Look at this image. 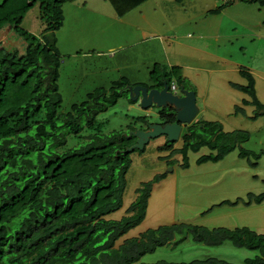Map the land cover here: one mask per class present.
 <instances>
[{"label":"rangeland","instance_id":"1","mask_svg":"<svg viewBox=\"0 0 264 264\" xmlns=\"http://www.w3.org/2000/svg\"><path fill=\"white\" fill-rule=\"evenodd\" d=\"M231 1L148 0L123 17L107 0H79L64 6L65 24L56 33L64 113L71 111L73 105L88 101V96L100 88L111 90L120 83L127 87L152 86L157 64L168 70L177 65L184 67L188 77L186 89L197 94L202 111L197 119L221 126L213 131L207 125V131L204 128L198 132L213 139L222 129L228 135L239 134L242 142L221 162H208L202 167L197 165V159L216 155L217 151L212 152L209 146L199 153L190 151V166L185 168L181 166L182 141L173 150H160L165 144L164 136L152 140L144 151L132 153L124 207L112 213L110 219L124 217L138 197L137 190L146 183L164 174L165 178L156 185L152 183L147 218L125 238L140 237L163 224L183 227V233L192 226L201 233L206 229L248 228L264 235V203L247 204L248 193L264 192V111L247 106L244 100L251 102L252 97L240 91L250 83L246 74L240 72L253 70L257 97L264 104V8L259 3L236 2L225 9L226 14L225 10L216 15L210 13ZM4 2L0 0V4ZM39 14L38 3L28 11L21 26L42 38L46 33ZM4 29L0 30L1 47L6 51L18 49L23 55L25 41L15 31ZM159 111L154 107L143 109L125 92L97 120L106 134L126 130L130 139L133 129L142 127L139 116L158 123ZM238 200L241 203L235 204ZM178 242L177 248L168 243L141 261L187 263L214 257L242 264L246 257L260 255L258 251L239 249L230 241L221 247H208L194 242L188 233L180 236Z\"/></svg>","mask_w":264,"mask_h":264},{"label":"trees","instance_id":"2","mask_svg":"<svg viewBox=\"0 0 264 264\" xmlns=\"http://www.w3.org/2000/svg\"><path fill=\"white\" fill-rule=\"evenodd\" d=\"M77 1L5 0L0 4V30L8 27L26 43L23 55L18 49L6 51L0 43V264H148L141 261L143 257L168 243L179 245L174 237L186 233L193 236L194 242L207 246L220 247L230 241L239 249L258 251L257 258L244 264H264V235L248 228H205L201 233L198 227L187 226L183 233V227L169 225L148 230L140 237L125 238L144 222L152 183L156 185L165 174L137 190L138 197L124 217L109 218L124 207L130 156L139 151L127 153L136 138L128 139L126 130L108 135L97 119L118 103L129 86L135 85L120 83L111 90L100 88L88 96V101L73 105L67 113L62 111L61 54L56 33L65 24L64 6ZM107 1L123 17L148 0ZM236 2L259 3L264 8V0H233L213 12L219 13ZM38 3L46 33L42 38L21 26L28 11ZM242 74L250 83L240 91L252 97L258 112L264 111L253 76L243 70ZM152 80L160 87L164 82L186 86L188 81L183 68L174 66L168 70L159 64ZM161 112L167 124L176 121L173 110ZM138 119L150 124L147 116ZM207 125L213 131L221 127L218 122L193 124L182 136V167L190 166V151L198 153L209 146L217 154L204 155L197 164L219 163L242 143L239 134L228 135L222 129L208 139L204 132H198L204 128L207 131ZM178 143L171 144L165 138L159 149L173 150ZM248 198L247 204L264 203V193L250 194ZM152 264L234 263L208 259Z\"/></svg>","mask_w":264,"mask_h":264},{"label":"water","instance_id":"3","mask_svg":"<svg viewBox=\"0 0 264 264\" xmlns=\"http://www.w3.org/2000/svg\"><path fill=\"white\" fill-rule=\"evenodd\" d=\"M168 82H164V89L149 90L145 86L129 87L130 98L133 102L141 101V106L145 110H149L153 106L156 108H174L177 122L174 124H150L148 131L138 130L134 134L137 139L136 144L127 150L132 153L136 150L144 151L146 146L152 140L166 136L170 143H176L181 137L183 127L194 122L199 114L197 105V94L194 91L186 89L185 86L180 87V94L170 92ZM131 136L132 133H131ZM130 136V137H131Z\"/></svg>","mask_w":264,"mask_h":264},{"label":"crops","instance_id":"4","mask_svg":"<svg viewBox=\"0 0 264 264\" xmlns=\"http://www.w3.org/2000/svg\"><path fill=\"white\" fill-rule=\"evenodd\" d=\"M228 7V6H227ZM227 7H225V8H223V12H224V10L227 8ZM228 9V8H227ZM229 10V9H228ZM228 10L226 11L225 10V14L226 13H228ZM222 11H220L219 13H221ZM210 13L211 14H214V15H216V14H219V13H215V12H211L210 11ZM174 66H177V65H174ZM178 67H183V66H178ZM184 68V67H183ZM253 71V70H252ZM252 71H250L251 73H252ZM241 73V75H243L242 74V71L240 72ZM250 73V74H251ZM187 77V76H186ZM253 78H255V77H253ZM187 79H188V77H187ZM255 84H256V82H255ZM142 85V84H141ZM255 90H256V85H255ZM256 92H257V90H256ZM256 95L258 96V94L256 93ZM199 97V96H198ZM258 98V97H257ZM198 99V98H197ZM258 100L260 101V103H262L263 104V101H261L259 98H258ZM246 101L247 100H244V102L246 103ZM199 100L197 101V105H198V108H199ZM247 106H254L253 104H252V101H251V103H248V104H246ZM255 107V106H254ZM202 111H201V109L199 108V114L198 115H200V113H201ZM245 112V111H244ZM243 111H241V113H244ZM202 120V119H201ZM201 120H198L197 118H196V120L194 121V123L193 124H198V123H206V122H208V121H201ZM182 139V138H181ZM164 142H165V140H164ZM177 146V145H176ZM201 151V150H200ZM195 153V152H194ZM199 153V152H198ZM202 156H204V155H202ZM201 156V157H202ZM200 158V157H199ZM198 158V159H199ZM197 159V160H198ZM197 163V162H196ZM206 164V163H205ZM205 164H202V165H198V166H200V167H202L203 165H205ZM165 178V177H164ZM264 193V192H263ZM250 194H253V195H259V194H255V193H252V192H250V193H248V195L250 196ZM248 196V197H249ZM146 218H147V216H146ZM146 218H145V220H146ZM145 220H144V222H145ZM143 224V223H142ZM165 224H163V225H159L158 226V228H156V229H159L160 227H163ZM166 226H169V225H166ZM156 229H154V228H151V229H148V230H151V231H153V230H156ZM147 230V231H148ZM146 232V231H145ZM142 234V233H141ZM174 239H178V238H176V237H174ZM180 245V244H179ZM179 245H176L174 248H177ZM167 246V245H166ZM166 246H164V247H166ZM223 246V245H222ZM164 247H161V248H164ZM170 247V246H169ZM208 247H212V246H208ZM221 247V246H220ZM215 248H217V247H215ZM160 249V248H159ZM246 248H242V250H245ZM247 250H249V249H247ZM158 251V250H157ZM156 251V252H157ZM249 251H251V250H249ZM155 252V253H156ZM259 255H257L256 257H254V258H257ZM254 258H250V257H246L244 260V262L242 263V264H244L245 262H246V260H248V259H254ZM208 259H219V260H225V259H221V258H214V257H210V258H206V259H203L202 261H205V260H208ZM162 261H164V260H162ZM195 261V260H194ZM201 261V260H200ZM225 261H227V260H225ZM227 262H229V261H227ZM240 262V261H239ZM156 263V262H155ZM173 263H184V262H173ZM230 263H232V262H230ZM149 264H152V263H149ZM238 264V263H237Z\"/></svg>","mask_w":264,"mask_h":264},{"label":"flooded vegetation","instance_id":"5","mask_svg":"<svg viewBox=\"0 0 264 264\" xmlns=\"http://www.w3.org/2000/svg\"><path fill=\"white\" fill-rule=\"evenodd\" d=\"M142 86H145V87H148L149 88V90H153V89H158V90H163L164 89V85L162 86V87H160L159 85H158V83H154L152 86H148V85H142ZM136 87V86H135ZM179 88H180V86H179ZM127 92H128V94H130L129 93V91H128V89L126 90ZM170 92H173L172 90H169ZM174 93V92H173ZM175 93L176 94H180V89H177L176 91H175ZM140 103H141V101H139ZM154 108H156V106H153ZM162 109H171V107L170 108H162ZM162 109H160V111L158 112V117H159V119H161L162 121H159L158 120V123H161V122H165V120H164V117L162 116V113H164V112H161L162 111ZM149 122H150V124L152 123L150 120H149ZM142 125V127H140V128H135L134 129V131H132L131 133H132V135L133 136H131V137H134V134L133 133H135L136 131H138V130H145V131H148V126H149V123H146V124H144V123H142L141 124ZM186 128H187V130H188V127H185L184 128V131L186 130ZM137 140V139H136Z\"/></svg>","mask_w":264,"mask_h":264},{"label":"clouds","instance_id":"6","mask_svg":"<svg viewBox=\"0 0 264 264\" xmlns=\"http://www.w3.org/2000/svg\"><path fill=\"white\" fill-rule=\"evenodd\" d=\"M174 84H176V83H174ZM142 86V85H141ZM170 86V90H172L174 93H175V91L177 90V89H180L179 88V86L176 84V86H177V88H176V90H173L172 89V84L171 85H169ZM130 87V86H129ZM181 87V86H180ZM128 91H129V88H128ZM130 93V92H129ZM176 94V93H175ZM139 102V101H138ZM137 103V102H136ZM170 110V109H169ZM173 110V112H175L174 111V108H171V111ZM158 116V115H157ZM197 118V117H196ZM158 120L159 121H162L161 119H159V117H158ZM165 120V119H164ZM196 120V119H195ZM194 120V121H195ZM177 122V120L174 122V123H176ZM174 123H168V124H174ZM194 123V122H193ZM193 123L192 124H190V125H186V126H184L183 127V130H182V133H181V137H180V139H179V141L178 142H180L181 141V138H182V136L187 132V128H186V130L184 131V128L185 127H189V126H192L193 125ZM151 124H162V125H166L167 123L166 122H161V123H151ZM150 125V124H149ZM165 138H167L166 136H164V140H165ZM168 139V138H167ZM178 142H176V143H178ZM176 143H171V144H176ZM127 152V151H126Z\"/></svg>","mask_w":264,"mask_h":264},{"label":"built area","instance_id":"7","mask_svg":"<svg viewBox=\"0 0 264 264\" xmlns=\"http://www.w3.org/2000/svg\"><path fill=\"white\" fill-rule=\"evenodd\" d=\"M176 88H177L176 84L173 83V84H172V89H173V90H176Z\"/></svg>","mask_w":264,"mask_h":264}]
</instances>
